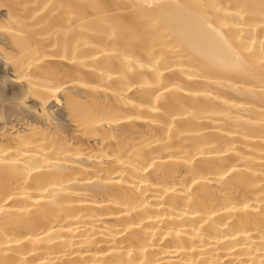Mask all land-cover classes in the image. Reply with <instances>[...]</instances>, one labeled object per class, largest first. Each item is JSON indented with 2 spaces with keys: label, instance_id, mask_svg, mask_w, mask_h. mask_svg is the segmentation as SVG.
Here are the masks:
<instances>
[{
  "label": "bare ground",
  "instance_id": "6f19581e",
  "mask_svg": "<svg viewBox=\"0 0 264 264\" xmlns=\"http://www.w3.org/2000/svg\"><path fill=\"white\" fill-rule=\"evenodd\" d=\"M0 264H264V0H0Z\"/></svg>",
  "mask_w": 264,
  "mask_h": 264
}]
</instances>
